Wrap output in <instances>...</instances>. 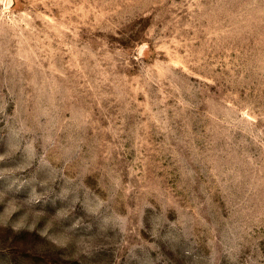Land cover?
<instances>
[{
  "label": "rangeland",
  "instance_id": "rangeland-1",
  "mask_svg": "<svg viewBox=\"0 0 264 264\" xmlns=\"http://www.w3.org/2000/svg\"><path fill=\"white\" fill-rule=\"evenodd\" d=\"M0 264H264V0H0Z\"/></svg>",
  "mask_w": 264,
  "mask_h": 264
}]
</instances>
